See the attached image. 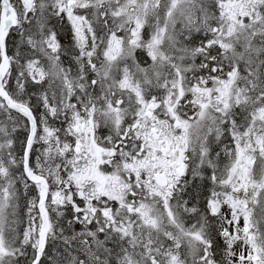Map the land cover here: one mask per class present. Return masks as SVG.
<instances>
[{"label":"snow or ice","instance_id":"6c2138e0","mask_svg":"<svg viewBox=\"0 0 264 264\" xmlns=\"http://www.w3.org/2000/svg\"><path fill=\"white\" fill-rule=\"evenodd\" d=\"M0 116V264H264V0H0Z\"/></svg>","mask_w":264,"mask_h":264},{"label":"trees","instance_id":"16d2710c","mask_svg":"<svg viewBox=\"0 0 264 264\" xmlns=\"http://www.w3.org/2000/svg\"><path fill=\"white\" fill-rule=\"evenodd\" d=\"M65 33H61L60 35V39H61V43H65L66 42V38H65ZM29 91H32V88L31 86L29 87ZM39 110V109H38ZM13 115H17L15 112H13ZM4 119L3 116H0V120ZM23 123H24V120L23 122L21 121V127L20 129L17 131V133H15V136L19 139H23V137L26 135V132L24 131L23 129ZM17 147L19 148V145H17Z\"/></svg>","mask_w":264,"mask_h":264},{"label":"rangeland","instance_id":"374dc122","mask_svg":"<svg viewBox=\"0 0 264 264\" xmlns=\"http://www.w3.org/2000/svg\"><path fill=\"white\" fill-rule=\"evenodd\" d=\"M140 56H142V53L141 54H139ZM38 111H40V109L38 110ZM15 116V115H14ZM21 121L23 122V119L21 118Z\"/></svg>","mask_w":264,"mask_h":264}]
</instances>
